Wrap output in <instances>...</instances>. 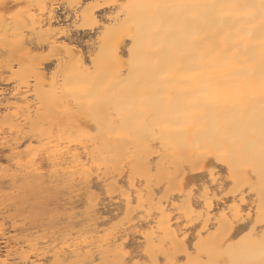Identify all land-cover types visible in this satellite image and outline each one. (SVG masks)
I'll list each match as a JSON object with an SVG mask.
<instances>
[{"label":"bare ground","instance_id":"1","mask_svg":"<svg viewBox=\"0 0 264 264\" xmlns=\"http://www.w3.org/2000/svg\"><path fill=\"white\" fill-rule=\"evenodd\" d=\"M262 262L264 0H0V264Z\"/></svg>","mask_w":264,"mask_h":264},{"label":"rangeland","instance_id":"2","mask_svg":"<svg viewBox=\"0 0 264 264\" xmlns=\"http://www.w3.org/2000/svg\"><path fill=\"white\" fill-rule=\"evenodd\" d=\"M59 8H58V12H59ZM62 11L60 10V12L59 13H61ZM86 34V32L83 34V33H81V34H79L80 35V37H82L83 35H85ZM86 37V36H85ZM80 39V38H79ZM4 162H2V164H3ZM6 163V162H5ZM7 164V163H6ZM99 191H100V189H98ZM62 201H60V203H61Z\"/></svg>","mask_w":264,"mask_h":264},{"label":"snow or ice","instance_id":"3","mask_svg":"<svg viewBox=\"0 0 264 264\" xmlns=\"http://www.w3.org/2000/svg\"><path fill=\"white\" fill-rule=\"evenodd\" d=\"M262 264H264V262H262Z\"/></svg>","mask_w":264,"mask_h":264}]
</instances>
